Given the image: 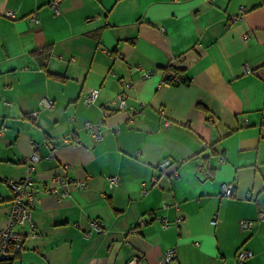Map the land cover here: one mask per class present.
Segmentation results:
<instances>
[{"label":"crops","instance_id":"0c3cea01","mask_svg":"<svg viewBox=\"0 0 264 264\" xmlns=\"http://www.w3.org/2000/svg\"><path fill=\"white\" fill-rule=\"evenodd\" d=\"M51 1L0 0V228L7 180L29 173L36 197L9 264H159L171 247L167 264H236L240 248L264 264V220L239 224L264 210V0ZM168 65L188 82H165ZM56 175L84 186L57 197Z\"/></svg>","mask_w":264,"mask_h":264},{"label":"built area","instance_id":"2783aa9c","mask_svg":"<svg viewBox=\"0 0 264 264\" xmlns=\"http://www.w3.org/2000/svg\"><path fill=\"white\" fill-rule=\"evenodd\" d=\"M59 4L60 0H52L50 2V7L53 12L56 14L59 12ZM3 15L9 18L15 17V11L11 9H6L3 12ZM31 20L35 23L38 22V19L34 16H31ZM249 34L245 35V39H247ZM149 74L145 72H141L142 77H147ZM170 81L165 80V74L163 72V80L167 83L171 84H179L181 83L182 75L176 72H172L170 76ZM131 83L129 81H125L124 87L129 88ZM97 95L96 89L89 90L85 96L84 100L87 104L93 103L95 97ZM113 104L118 109H124L127 105V94L125 91H121L114 99ZM52 100L47 98H42L39 101L40 108H48L51 107ZM37 114V110L31 112V116L35 117ZM85 125L89 128V130L95 135L98 136L97 132V124L91 123L89 121L85 122ZM3 131V128H0V133ZM72 135H67L62 138L64 143H69L72 141ZM37 156L36 154H31L27 160H24V163L27 164L28 170L32 169L31 162H36ZM170 160H162L159 163V167L163 168L167 165H170ZM50 184L48 185V190L55 194L57 197L63 196V193L59 192L58 184L59 183H67L71 187L74 188H83L84 184L80 181L75 180H67L61 175L53 176L50 180ZM119 182V178L117 176H109L108 177V184L109 186L117 185ZM32 183V177L28 173V175L21 179V180H7V184L11 189L13 196L11 199V209L7 216V223L4 227L0 228V261H12L17 257V255L22 251L23 242L25 238L29 236H35L36 232L33 228V223L31 220V211L33 204L36 201V197L34 193L29 189V186ZM223 193L225 195H229L230 193V186H225L223 188ZM217 215H214L211 223L216 224L217 222ZM264 220V210L259 211L257 219L254 220H241L240 227L241 228H250L255 222ZM92 227L100 232L102 231V224L99 220H93L91 222ZM163 226H167L168 222L164 221ZM27 228V229H26ZM176 256V248L171 247L168 248L164 254L161 256L159 264H167L174 260ZM251 256V252L248 249L240 248L236 251V264H244V261ZM135 259L132 258L129 260L128 264H134Z\"/></svg>","mask_w":264,"mask_h":264},{"label":"trees","instance_id":"16d2710c","mask_svg":"<svg viewBox=\"0 0 264 264\" xmlns=\"http://www.w3.org/2000/svg\"><path fill=\"white\" fill-rule=\"evenodd\" d=\"M162 70H163V72H164V74H165V80H167V81H170V76H171V73L172 72H176V73H179V74H181L180 73V71H177V70H173L172 69V67L171 66H165V67H162ZM188 82V80L186 79V78H184V76H182V78H181V83H187ZM175 84H177V83H175ZM11 261H0V264H9Z\"/></svg>","mask_w":264,"mask_h":264}]
</instances>
